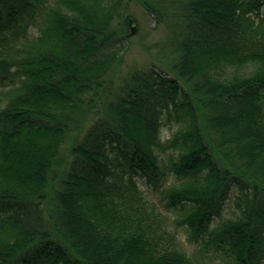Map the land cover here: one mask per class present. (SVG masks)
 Segmentation results:
<instances>
[{"label":"trees","instance_id":"1","mask_svg":"<svg viewBox=\"0 0 264 264\" xmlns=\"http://www.w3.org/2000/svg\"><path fill=\"white\" fill-rule=\"evenodd\" d=\"M169 176L177 224L250 264L264 0H0V264H187L138 181Z\"/></svg>","mask_w":264,"mask_h":264},{"label":"rangeland","instance_id":"2","mask_svg":"<svg viewBox=\"0 0 264 264\" xmlns=\"http://www.w3.org/2000/svg\"><path fill=\"white\" fill-rule=\"evenodd\" d=\"M132 26H136V24H132ZM148 26L150 27L151 24L148 23ZM159 33L160 32L157 31L153 33V35H156V37H158ZM137 41V37H135L134 35L130 38L129 46L131 49L126 55V59L128 62L138 63L145 55V52ZM172 132L173 128L165 127L163 130V135L165 138H167L171 136ZM138 181L147 198L158 203L163 212L167 214L168 217H170L169 227L176 234L179 245L187 256V264H235L229 259V253L225 251L224 248L211 245L209 243L206 234L202 233L199 236L194 235L193 230H190L187 225L183 226L177 224L176 219L181 215V213L179 212V210L167 208L165 206L166 201H164L162 198V190L172 181L170 176L168 177L167 181L162 182V186L160 187V189L153 188L152 184H149L145 178L139 177ZM235 214L236 205L234 199L232 198L229 199L228 203L225 205V209L222 213L221 219L223 221V218H232ZM217 223V220L210 222L207 230L214 229ZM257 247L259 250L255 252L254 257L249 262L250 264H264V240L260 241V243L257 244Z\"/></svg>","mask_w":264,"mask_h":264},{"label":"water","instance_id":"3","mask_svg":"<svg viewBox=\"0 0 264 264\" xmlns=\"http://www.w3.org/2000/svg\"><path fill=\"white\" fill-rule=\"evenodd\" d=\"M130 22L132 23L133 21L130 20ZM136 30V26H132V32H134Z\"/></svg>","mask_w":264,"mask_h":264}]
</instances>
